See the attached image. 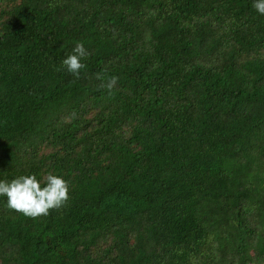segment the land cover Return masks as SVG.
<instances>
[{
	"label": "trees",
	"instance_id": "trees-1",
	"mask_svg": "<svg viewBox=\"0 0 264 264\" xmlns=\"http://www.w3.org/2000/svg\"><path fill=\"white\" fill-rule=\"evenodd\" d=\"M253 2L0 0V181L70 194L37 219L0 197V264H264Z\"/></svg>",
	"mask_w": 264,
	"mask_h": 264
},
{
	"label": "clouds",
	"instance_id": "clouds-1",
	"mask_svg": "<svg viewBox=\"0 0 264 264\" xmlns=\"http://www.w3.org/2000/svg\"><path fill=\"white\" fill-rule=\"evenodd\" d=\"M252 7L264 15V0H254ZM90 53L83 42H77L73 51L61 64L63 68L73 75L75 79L81 77V72L86 68L82 61ZM60 70V69H57ZM98 80L105 78L98 74ZM118 77H108L102 87L106 88L109 95L118 83ZM75 114H72V118ZM0 197L7 198V207L25 217L37 219L48 216L52 210H59L67 205L70 200L69 184L62 177L49 173L44 177L43 184L36 175H22L12 181H0Z\"/></svg>",
	"mask_w": 264,
	"mask_h": 264
}]
</instances>
